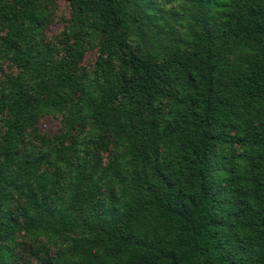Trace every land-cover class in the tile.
Returning <instances> with one entry per match:
<instances>
[{
    "label": "trees",
    "instance_id": "16d2710c",
    "mask_svg": "<svg viewBox=\"0 0 264 264\" xmlns=\"http://www.w3.org/2000/svg\"><path fill=\"white\" fill-rule=\"evenodd\" d=\"M48 1L0 0V264H264V0H65L55 44Z\"/></svg>",
    "mask_w": 264,
    "mask_h": 264
},
{
    "label": "rangeland",
    "instance_id": "374dc122",
    "mask_svg": "<svg viewBox=\"0 0 264 264\" xmlns=\"http://www.w3.org/2000/svg\"><path fill=\"white\" fill-rule=\"evenodd\" d=\"M45 7L51 14V19L43 32V40L47 43L55 44L63 36V32L72 24L71 8L65 0H49ZM98 56L97 50L89 51L81 60L80 68L82 70H91L94 67L95 60ZM16 72V68L9 60L0 59V82L4 80L6 75ZM63 130V121L61 116L44 115L39 117L33 127L27 131V139L31 144L39 145L42 140H50L55 144H59V140L55 138L60 136ZM111 152L102 154L104 163L110 158ZM19 246L16 254L19 255L22 264H37L36 259L31 253L33 243L22 235L18 237Z\"/></svg>",
    "mask_w": 264,
    "mask_h": 264
}]
</instances>
